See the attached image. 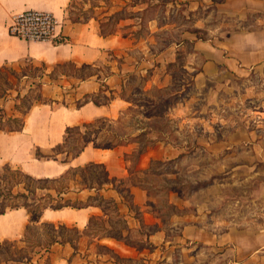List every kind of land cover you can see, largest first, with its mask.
I'll list each match as a JSON object with an SVG mask.
<instances>
[{
	"label": "rangeland",
	"instance_id": "374dc122",
	"mask_svg": "<svg viewBox=\"0 0 264 264\" xmlns=\"http://www.w3.org/2000/svg\"><path fill=\"white\" fill-rule=\"evenodd\" d=\"M123 1L126 3L123 9L102 23V28L109 31L121 20L125 25L128 18L138 22L133 32L146 41L143 42L146 67L130 76L122 88L120 95L127 107L120 117L96 123L94 131L87 136L73 134L64 150L76 148L86 139L112 141L116 134L118 140L133 145L134 150L128 156L133 168L131 181L146 187L153 209L163 220L169 222L176 213L200 214L208 229L220 235L229 231L236 233V230L246 233L263 230L264 63L238 75L221 68L216 76L196 84L194 75L185 68L184 51L189 52L190 47L187 45L179 51L175 45L187 42L197 24L199 39L214 40L221 45L235 31L264 29V14H249L239 21L218 10L224 0ZM101 6L107 7L105 0H70L69 16L86 21L95 18ZM171 47L174 50L164 54ZM173 57L174 65L167 67L170 64L167 61ZM27 65L24 63L22 69L42 72ZM71 69L73 67L68 68L73 71ZM18 71L21 72V68ZM11 80L16 81L13 77ZM31 83L32 79L23 77L18 89L10 90L17 92L14 99L19 90L28 93L33 88ZM182 105L186 107L182 109ZM2 116L13 117L0 112ZM18 117L21 118L20 113ZM86 131L88 129L82 128V132ZM163 143L170 147L172 154L179 152L178 156L152 159L146 170L136 168L134 161L140 148L146 144V152H157ZM65 156V153L60 154L58 158ZM10 168L11 171L3 173L0 179V209L23 204L26 199L19 194L24 193L38 212L44 205L60 204L56 201L58 192L64 193L72 180L84 179L92 183L94 175L100 180L104 178L102 169L88 167L44 184L31 182L17 174L18 168ZM70 204L76 206L78 203ZM113 211V206H108L115 220ZM92 224L95 232L88 235L114 233L107 231L104 220H94ZM48 231L33 225L27 242L7 247L0 256V264L9 258L24 263L34 257V253L41 250L37 244L48 240ZM254 243L250 239L242 240L240 252L233 242L184 245L176 254L181 249L186 253L181 258L176 256L175 264H264V238L262 248L254 250Z\"/></svg>",
	"mask_w": 264,
	"mask_h": 264
},
{
	"label": "crops",
	"instance_id": "0c3cea01",
	"mask_svg": "<svg viewBox=\"0 0 264 264\" xmlns=\"http://www.w3.org/2000/svg\"><path fill=\"white\" fill-rule=\"evenodd\" d=\"M105 3L107 7H98L95 18L72 22L68 12L70 0H0V68L8 66L19 72L20 66L28 61L43 71L44 65L41 94L46 102H55L35 103L24 117L22 131L0 132V170L9 165L37 179H60L71 171L93 167L102 169L104 177L100 180L94 175L92 183L82 179L68 184L61 196L71 203L84 204L82 208H47L36 222H31L28 211L22 207L1 214L0 249L5 242L23 239L28 225H65L80 232L73 243H55L48 251L41 249L35 252V256L24 263L8 264H175V257L181 258L186 253L181 249L176 254L177 249L184 245L233 242L240 252V242L250 239L255 242L254 250L262 248L264 228L251 233L236 230V233L229 231L220 235L208 229L205 218L200 214L176 213L169 222L163 220L153 209L146 187L131 181L132 162L126 159V155L134 150L131 144L115 149L88 145L78 157L66 162V156L60 159L58 155L56 160L36 156L38 149L48 153L61 145L67 128L96 119L117 120L127 107L126 100L120 95L122 88L130 76L146 67V56L143 58L146 55L143 42L146 41L133 32L138 22L128 18L124 25L121 20L113 27V34L102 35L101 24L108 22L126 4L123 0H105ZM25 10L53 14L60 22L58 34L65 41L52 44L10 36L7 29L9 20ZM218 10L243 21L249 14H264V2L224 0ZM259 18L262 20V16ZM198 29L197 24L195 30ZM187 40L175 47L179 51L187 45L190 47L189 52L184 51L185 68L194 75L196 84L216 76L221 68L238 75L247 68L264 63V29L235 31L221 45L214 40H201L194 32ZM173 50L171 47L164 54ZM167 62L175 63V57ZM67 63L91 66L92 76L79 80L58 72L56 79L51 78L54 66ZM16 93L9 91L6 97H0V112L18 117ZM26 94L22 92V95ZM93 98H99L100 105H95ZM77 102L81 103L80 107L76 106ZM185 107L182 105L181 108ZM183 114L186 116L185 112ZM168 147L163 143L157 152L148 150L139 158L136 168L146 170L155 158H176L179 152L172 154ZM108 206H113L115 220L108 212ZM91 218L103 219L107 231L116 235L110 232L88 235L94 231ZM105 248L114 252L121 261L101 250ZM6 249L3 247L0 256Z\"/></svg>",
	"mask_w": 264,
	"mask_h": 264
},
{
	"label": "trees",
	"instance_id": "16d2710c",
	"mask_svg": "<svg viewBox=\"0 0 264 264\" xmlns=\"http://www.w3.org/2000/svg\"><path fill=\"white\" fill-rule=\"evenodd\" d=\"M69 8H70V5L68 7V12H69ZM70 19L72 22L80 21L79 18L70 17ZM114 32H115V29L113 27L110 28L109 31H105V29H103V28L101 29V33L103 36H108L109 34H113ZM192 32H194L198 35V30H194ZM178 59H179V57H178ZM25 63L28 64L27 65L28 68H33L34 70H37V67L34 68L32 63H30L28 61H26ZM173 65H174L173 63H170V64H168L167 67H172ZM70 67H73V69H71L73 71L68 70V68H70ZM20 68L22 70L21 72H17L15 69H13L12 67H8V66H3L0 68V78H1V81H0V97H6L8 95V92L10 90L14 89L15 87H17V89H18L19 82L21 81V79L23 77H26L28 79H32L31 87H33L32 89H30L28 91V93L26 95H22V92L20 90L18 91V95L15 99L18 102V105L16 106V111L21 114V118H19V117H8L7 118V117H3V116L0 117V132L9 133V132H20V131H22L23 127H24V117L30 111L32 106L38 102H41V103L46 102L43 99L42 94H41V89L43 86V82L41 81V79L43 77V74L45 73L44 72L45 66L43 65V71L41 74L32 73L31 70L29 72L25 71L22 69L21 66H20ZM90 68H91V66H80V67H78L74 63L59 64V65L54 66L53 71L51 72L50 76H51V78L56 79L58 72H60V73H62V75H65V76H74L79 80H86L92 76V72L89 71ZM86 69H87V71H86ZM38 71L39 70H37V72ZM11 77L15 78L16 81L13 82L11 80ZM86 99H88V97H86ZM49 102H51V101H47L46 103H49ZM92 102L97 106L100 105V103H101L99 98H93ZM76 106L80 107L81 103L77 102ZM104 121L110 122L111 120L109 121L107 119H96L90 123H84V124L79 125V126L67 128L66 129V135L64 138V142L61 145H59L58 147H56L55 149H53L51 151L52 154H42V152L38 149L36 151V156L40 159L47 158V159H55L56 160L58 155L65 153L66 157H65L64 161L66 162L70 158L78 157L82 153V151L85 149V147H87L88 145H93L95 148H98V149H115V148H118L121 146L129 145L128 143H124L121 140H118L119 136L114 134L112 141L97 142L96 139H91V140L86 139L80 144V146H78L76 148L73 147L69 150H64L66 148V146L69 144L71 136L73 134L77 133L81 137L87 136V134L94 131V129H95L94 125L96 123H100V122H104ZM82 128L88 129V131L82 132ZM147 148H148V146L146 147V144H145V146L140 148V150L138 151V154H137V158L134 161L135 165H137L139 158L146 152ZM128 156L129 155H126V159L128 158ZM10 167L11 166H9V165H5L2 168L3 171L0 173V179L3 176V173H5L6 171H11ZM16 172H17V174L24 175L25 177L29 178L31 182H38V183L46 184L49 182H55V181L59 180V179H49V178L37 179V178H34L30 175L24 174L20 170H16ZM66 175L62 176L60 179L64 178ZM61 194H62L61 192H58V198L56 200L60 204L55 205V206L44 205L42 207V209L39 210L38 212L35 211V208H34L35 206H33L31 203H29L27 201L29 199V196L27 194H24V193L19 194V196L22 198H25L26 201L23 204L17 205V206L12 207L8 210H12V209L20 208V207L25 208L30 215L31 222H36L37 220L40 219L42 211L44 209H47V208L59 210V209L65 208V207H74V208L84 207V204H81V203L77 204L76 206L71 205L70 201L64 200V198L61 196ZM32 195H33V197H35L34 190H32ZM8 210L5 209V207L1 208L0 209V215L6 213V211H8ZM35 214H38L37 217ZM94 220H101L103 222V219H101V218H91L90 224H92ZM31 227H32V225L27 226L24 238L21 239L20 241L13 242V243H9V242L3 243V246L0 249V252H2L3 247H5V246L6 247H12V246L19 245L21 243H26L27 242V236H28L29 231L31 230ZM42 227L47 228V231L49 230L47 233L48 240H45L44 242L38 243L37 246L40 247L41 249L45 250V251H48L49 248L55 243H66V242L73 243V241L75 240V237L80 233L77 228L72 229V228H69L65 225L56 226L54 224L44 223V224H42ZM83 233H86V232H83ZM78 238L79 237L77 236V239ZM105 253L110 254L115 260L121 261V259H119L118 256L114 252H112L111 250L105 248ZM25 257L27 258V256H25ZM22 258H23V256H21L20 259H22ZM9 262H18V261L14 258H9L8 260H3L2 264H8ZM46 264H50V263L47 262Z\"/></svg>",
	"mask_w": 264,
	"mask_h": 264
},
{
	"label": "built area",
	"instance_id": "2783aa9c",
	"mask_svg": "<svg viewBox=\"0 0 264 264\" xmlns=\"http://www.w3.org/2000/svg\"><path fill=\"white\" fill-rule=\"evenodd\" d=\"M59 27L60 22L53 14L25 10L11 17L7 29L10 36L25 41L59 44L65 41L58 34Z\"/></svg>",
	"mask_w": 264,
	"mask_h": 264
}]
</instances>
